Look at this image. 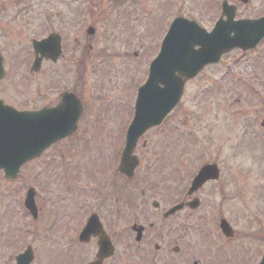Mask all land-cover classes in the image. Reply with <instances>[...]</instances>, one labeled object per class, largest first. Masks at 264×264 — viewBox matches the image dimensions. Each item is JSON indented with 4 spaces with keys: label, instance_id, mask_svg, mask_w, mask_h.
<instances>
[{
    "label": "rangeland",
    "instance_id": "rangeland-1",
    "mask_svg": "<svg viewBox=\"0 0 264 264\" xmlns=\"http://www.w3.org/2000/svg\"><path fill=\"white\" fill-rule=\"evenodd\" d=\"M70 1L66 0L68 11L70 12V9L72 11L70 18L73 16L78 20L73 24L63 16L62 19L53 17L58 25L59 21L64 19L71 28H75L80 18L77 17L78 14L81 15L86 3L91 2L93 3L90 21L92 28L101 32L106 31L107 34L114 33L108 29V22L113 23L114 27L116 25L117 31L124 36L122 42L114 37L105 44L126 43L127 57H123L120 47L110 49L104 53L106 59L101 58L103 61L99 66L96 63L98 58L100 60L101 54L98 50L100 44L104 42H100L101 37L97 36L91 38V43L95 46L86 48L88 51L84 65L77 59L68 66L61 62L52 71L48 65L38 73L30 72L29 66L33 58L31 39L44 32V29L41 30L44 25L42 22H45L44 12L55 15L59 10L52 0H0V42L4 43L9 66L8 74L0 85V97L19 109H36L57 103L62 91L71 90L79 94L86 106L78 132L74 133L73 138L58 144L55 147L56 153L50 150L42 158L43 160H36L26 165L16 181H5L0 173V264H16L15 256L29 244L36 253L33 264H84L90 258L89 251L81 252L82 247L72 244L73 233L76 235L79 228V224L76 225L77 220L71 226L73 230L70 231L64 226L66 222H54L48 209L44 210L43 217L38 222L33 221L31 215L26 213L28 211L23 208L28 187H36L41 182L47 190V195L53 198L54 195L68 196L70 190L66 184L80 185L75 184L71 179L68 183L64 181L66 184L63 181L58 182L59 176H61L59 178H69L76 174H85V177L101 175L104 169L115 162L124 146L134 115L137 91L143 80L147 78L151 59L159 52L163 35L165 36L171 21L178 15L177 11L180 10L179 12L184 15H192L199 11L203 16L200 22L207 27L211 26L214 19V15H210L209 6L200 8L201 0H186L173 16L172 0ZM78 1L79 5L76 4ZM251 3L248 9L250 14L257 15L262 12L264 0H252ZM113 9L128 10L130 15L123 14L120 19L113 20V14L110 12ZM62 11L65 9L62 8ZM39 16L42 17L41 20H38ZM59 28L64 30L63 27L59 26ZM69 40L68 55L73 44L72 39ZM254 55L263 56L254 60L247 54L241 55L239 50L228 52L217 64L205 67L198 77L187 81L183 98L177 109L184 112L181 122L187 125L185 128L182 127L183 130L180 129V141L183 146L196 143L194 140L203 134L208 121L215 114L217 120L216 122L215 119L212 120L210 125L218 126L223 133H230V126L239 122L233 123L231 116L222 115L223 111L226 113L264 111L260 94V92L264 93V52L262 54V51L258 53L256 51ZM97 83L100 85L98 91L95 88ZM197 114L203 118V122L196 119ZM243 124L242 120L240 131ZM155 132L156 130H149L142 135L135 151L141 158V166L137 170L140 179L143 175L152 176V172L155 173L153 169L159 168L158 174L165 172L162 158L157 163H153L150 158L157 155L158 146H152L150 142L151 138L156 137ZM220 133L216 132L219 139ZM245 143L246 140L241 143L242 148L235 149L234 176L227 178L230 184L228 192L234 194L229 213L232 220L239 221L236 223L241 226L237 224L241 234L233 239L232 245L235 246V250L231 254L234 257L229 258L225 253L224 258L216 260L215 264H245L247 259L257 258L259 234L257 237L250 234L252 232L250 229L256 222L254 217L259 220L264 217V159L254 163L244 151ZM44 162L49 167L41 164ZM237 166L242 168L236 171ZM39 169L43 170V177H49L52 188L48 186L46 189L47 182L43 178L40 179L42 174L36 179L34 175ZM252 169H254L253 174L251 173L249 178L238 175L240 170ZM94 189L96 187L84 189L87 191L86 197H90L96 191ZM68 204L69 202L63 208L68 207ZM212 231H208L209 234L206 236L209 240ZM248 237L254 239L255 243ZM197 242L207 244L206 241L199 239ZM76 247L80 249V254L73 250ZM163 260L159 262L162 263ZM203 262L207 264L204 260ZM188 263L185 260V264Z\"/></svg>",
    "mask_w": 264,
    "mask_h": 264
},
{
    "label": "flooded vegetation",
    "instance_id": "flooded-vegetation-1",
    "mask_svg": "<svg viewBox=\"0 0 264 264\" xmlns=\"http://www.w3.org/2000/svg\"><path fill=\"white\" fill-rule=\"evenodd\" d=\"M52 1L59 11L55 15L44 12L45 22L41 21L44 23L41 29H44V32L38 38L43 39L53 32L59 33L62 57L58 61L44 59L39 72L48 65L52 71L61 62L68 66L70 63H75L77 59L84 65L88 51L86 48L95 46L91 43V38L99 36L100 41L103 42L113 36L96 28H93L94 33L90 35L88 27L82 28L75 35V28H71L70 24L64 21L65 19L73 24L76 22V18L73 16L70 18L72 12L68 11L66 0ZM251 2L252 0H208L201 1L200 8L210 7V15H214L211 26L208 27L211 30L223 13H225L224 19L232 14L236 20L258 18L264 15V8L257 15L250 14L248 9L251 7ZM62 8L65 11H62ZM40 16L38 20H41ZM61 16L64 19L60 20L58 25L53 17L61 18ZM178 16L203 20L199 11L192 15L178 12ZM69 39H72L73 44L68 55ZM263 42L260 46L264 45ZM123 46L125 44H100V47L121 48ZM0 48L4 53L6 64L4 43L0 42ZM55 104L57 103L44 106ZM183 113L178 111L177 114L167 118L163 140L151 141L152 144H161L165 168L163 174H158V168L153 169L156 174L152 172V176L143 175L141 179L138 178L137 170L141 166L140 162L134 175L128 177L119 171L120 159L117 158L115 163L109 165L101 175L69 177L80 186L66 184L70 190L68 196L54 195L53 198L47 195L44 184L41 182L38 184L36 194L38 218L41 219L44 210L50 207L48 210L51 218L54 217L56 223L66 222L64 226L70 231L73 230L70 224H74L77 220L76 225L79 224V228L76 235L73 233L72 244L82 247L81 252L89 251L90 258L84 264L98 260L101 238L112 250V254L104 258L102 264H125L126 261L127 264H185V260L189 262L188 264H204L203 260L207 264H215L216 260L224 258L225 253L229 258L234 257L231 254L235 250L232 243L233 239L241 234L240 228L231 221L232 229L224 232L220 224L222 218H229L230 202L234 197L233 192H228L230 184L227 178L234 176V151L237 147L242 148L240 145L244 140H246L244 151L254 163L264 159V111L253 113L223 111L222 115L231 116L233 123L239 122L230 126V133H223L218 126L210 125L212 120L215 119V122L217 120L215 114L208 121L203 134L194 140L196 143L186 146H183L180 141ZM196 119L203 122V118L198 114ZM242 120L244 124L240 131ZM201 127H204L203 124ZM212 130H214L213 133H211ZM218 131L221 132L220 139L216 135ZM155 158L159 159L157 156ZM202 169L205 170V180L192 190L193 180ZM253 170L245 171L244 175L249 176ZM42 178L47 182L46 189L48 186L52 188L49 177L42 175L40 179ZM88 187H96L94 189L96 191L90 197H86L87 191L84 190ZM80 193L82 194L79 195ZM66 200L69 206L64 209V205L68 203H65ZM54 204L57 206H51ZM87 222L91 224V232L81 239L80 235ZM243 230L246 229L243 228ZM250 230L252 232H248L256 237L259 234V253L256 251L257 258H249L245 264H254L264 252V223L256 221ZM208 231H212L209 235L210 240L206 237L209 234ZM198 239L206 241L207 244L197 242ZM248 239L252 238L248 237ZM78 247L73 250L80 254ZM159 260L163 262L160 263Z\"/></svg>",
    "mask_w": 264,
    "mask_h": 264
},
{
    "label": "water",
    "instance_id": "water-1",
    "mask_svg": "<svg viewBox=\"0 0 264 264\" xmlns=\"http://www.w3.org/2000/svg\"><path fill=\"white\" fill-rule=\"evenodd\" d=\"M232 31L235 32L234 35H231ZM263 37L264 18L256 21L231 20L227 26L219 24L211 33L206 32L195 21L186 18L174 20L161 51L150 65L147 81L139 88L135 117L127 133L121 170L131 173L137 166L138 160L133 152L140 136L149 128L160 124L178 105L188 79L198 75L206 65L217 63L224 53L235 47L252 48ZM55 43L57 44L54 38L49 37L42 42L35 41L34 48L43 56L57 59L61 50L54 46ZM196 45L200 47L196 48ZM3 76V59L0 54V81ZM82 111L81 101L71 92H63L57 106L37 111L17 110L0 100V169L5 170L6 178H16L25 162L39 156L52 143L76 131ZM26 204L36 216L32 190L28 193ZM88 227L85 228V233ZM224 230L228 231L225 225ZM107 251L108 245L101 238V259L108 255ZM32 258L31 248H28L17 257V264H29ZM259 264H264V256Z\"/></svg>",
    "mask_w": 264,
    "mask_h": 264
}]
</instances>
